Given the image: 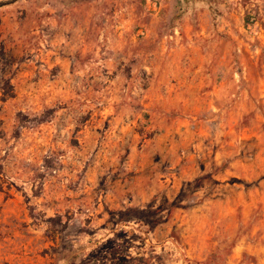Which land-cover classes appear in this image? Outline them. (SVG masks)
I'll return each instance as SVG.
<instances>
[{
    "label": "rangeland",
    "instance_id": "374dc122",
    "mask_svg": "<svg viewBox=\"0 0 264 264\" xmlns=\"http://www.w3.org/2000/svg\"><path fill=\"white\" fill-rule=\"evenodd\" d=\"M0 44V264H264V0H18Z\"/></svg>",
    "mask_w": 264,
    "mask_h": 264
},
{
    "label": "trees",
    "instance_id": "16d2710c",
    "mask_svg": "<svg viewBox=\"0 0 264 264\" xmlns=\"http://www.w3.org/2000/svg\"><path fill=\"white\" fill-rule=\"evenodd\" d=\"M3 59H5L4 58V52H3L2 46L0 44V70L4 69V67L7 65V64L3 63ZM5 85H9V84H7V82H6Z\"/></svg>",
    "mask_w": 264,
    "mask_h": 264
},
{
    "label": "water",
    "instance_id": "95a60500",
    "mask_svg": "<svg viewBox=\"0 0 264 264\" xmlns=\"http://www.w3.org/2000/svg\"><path fill=\"white\" fill-rule=\"evenodd\" d=\"M16 1H18V0H0V8L11 5V4L15 3Z\"/></svg>",
    "mask_w": 264,
    "mask_h": 264
}]
</instances>
